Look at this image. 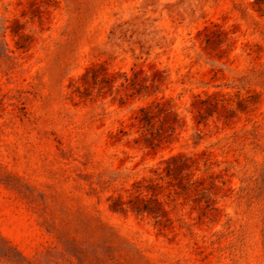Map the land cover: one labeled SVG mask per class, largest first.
Instances as JSON below:
<instances>
[{
  "label": "rangeland",
  "instance_id": "1",
  "mask_svg": "<svg viewBox=\"0 0 264 264\" xmlns=\"http://www.w3.org/2000/svg\"><path fill=\"white\" fill-rule=\"evenodd\" d=\"M0 264H264V0H0Z\"/></svg>",
  "mask_w": 264,
  "mask_h": 264
}]
</instances>
